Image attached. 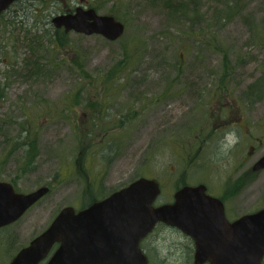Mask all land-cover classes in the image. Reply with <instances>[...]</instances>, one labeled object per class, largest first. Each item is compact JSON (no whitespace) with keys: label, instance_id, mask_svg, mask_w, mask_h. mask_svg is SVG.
I'll return each mask as SVG.
<instances>
[{"label":"rangeland","instance_id":"obj_1","mask_svg":"<svg viewBox=\"0 0 264 264\" xmlns=\"http://www.w3.org/2000/svg\"><path fill=\"white\" fill-rule=\"evenodd\" d=\"M87 2L123 35L55 29L59 0L0 15V182L48 188L0 229V264L62 208L141 177L159 183L155 205L204 184L231 220L264 208V169L252 170L264 154V0ZM140 247L147 264H194L192 241L170 227Z\"/></svg>","mask_w":264,"mask_h":264},{"label":"water","instance_id":"obj_2","mask_svg":"<svg viewBox=\"0 0 264 264\" xmlns=\"http://www.w3.org/2000/svg\"><path fill=\"white\" fill-rule=\"evenodd\" d=\"M17 0H0V13ZM55 29L115 41L125 26L110 15L78 6L73 13L55 15ZM264 169V154L252 170ZM205 186H183L173 202L154 206L160 194L155 179L138 178L128 186L75 210L62 208L50 225L20 249L9 264H39L54 245L45 264H147L140 248L158 223L175 227L194 243V264H261L264 257V208L228 222L221 202L205 193ZM48 192L14 191L0 182V228L17 221Z\"/></svg>","mask_w":264,"mask_h":264},{"label":"flooded vegetation","instance_id":"obj_3","mask_svg":"<svg viewBox=\"0 0 264 264\" xmlns=\"http://www.w3.org/2000/svg\"><path fill=\"white\" fill-rule=\"evenodd\" d=\"M19 1V0H18ZM18 1H16V2H14V3H12L5 11H3V12H1V14H3V13H6V12H8V11H12L13 10V8H15V5H16V3L18 2ZM34 1H37V3L39 4V7L41 6L43 9H45V10H48L49 8H51L52 6H50L51 5V3H50V0H34ZM59 3L61 4V10H60V14H66V13H73L74 12V10H75V8L76 7H78V6H83V8H89L88 7V2H87V0H81L80 2H78V3H76V5L73 7V6H68L67 4H68V2H66V0H59ZM38 7V8H39ZM0 14V15H1ZM60 30V29H59ZM205 188H206V190H205V193L207 194V195H209V196H211V197H213V198H216V199H218L220 202H221V204H222V206H223V210H224V216H225V218L227 219V221L228 222H232V221H234V220H236V219H234V220H231V219H229L228 218V216H227V212H226V208H225V205H224V201H223V199H221V198H219V197H216L215 195H212L211 193H209V191H208V189H207V187L205 186ZM173 196V195H172ZM168 203V202H167ZM161 225H163V224H161ZM163 226H165V227H168V226H166V225H163ZM173 229H175V228H173ZM175 230H177V229H175ZM179 233H181L179 230H177ZM182 234V233H181ZM183 235V234H182ZM188 238V237H187ZM192 241V240H191ZM192 245H193V247H194V244H193V241H192ZM52 253V252H51ZM48 258H49V256H48ZM47 260V259H46ZM46 260H45V262H46ZM45 262H43L42 264H44ZM206 264V263H205Z\"/></svg>","mask_w":264,"mask_h":264},{"label":"trees","instance_id":"obj_4","mask_svg":"<svg viewBox=\"0 0 264 264\" xmlns=\"http://www.w3.org/2000/svg\"><path fill=\"white\" fill-rule=\"evenodd\" d=\"M25 131H26V130H25ZM26 132H27V131H26ZM28 145H31V143L28 142L26 147H28ZM26 150H27V152L29 153V151H30L29 147H28V149H26Z\"/></svg>","mask_w":264,"mask_h":264}]
</instances>
